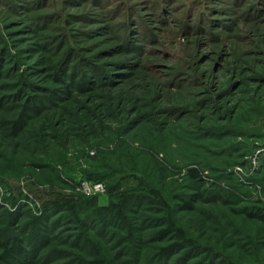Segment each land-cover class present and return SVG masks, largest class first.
Returning <instances> with one entry per match:
<instances>
[{"label": "rangeland", "instance_id": "rangeland-1", "mask_svg": "<svg viewBox=\"0 0 264 264\" xmlns=\"http://www.w3.org/2000/svg\"><path fill=\"white\" fill-rule=\"evenodd\" d=\"M0 264H264V0H0Z\"/></svg>", "mask_w": 264, "mask_h": 264}, {"label": "trees", "instance_id": "trees-1", "mask_svg": "<svg viewBox=\"0 0 264 264\" xmlns=\"http://www.w3.org/2000/svg\"><path fill=\"white\" fill-rule=\"evenodd\" d=\"M188 174L192 178H198L199 177V173H198L196 168H191L188 171ZM153 193H155L154 190H153ZM71 201H73V202H71ZM48 202H49V204L52 205V207H54V209H57V211H59L64 204L70 203V204H68L67 208L73 214L77 213L76 210H75L76 209V204L74 203V200L72 199V197L67 198L65 196L58 195V196H55L52 200H50V201L48 200ZM88 202H89V205H92L94 200H92V199H90L89 201L87 200V203ZM183 205H187V204H183ZM107 208L106 207H99V208H96V211H98L100 213H103V215H104L105 210H107ZM111 213L114 214V216H116V218L119 217V219H121L120 217H121V213L122 212H121V210L119 208L111 209ZM249 215L252 216V214H249ZM102 218H103V216H102ZM53 224H54V222H53ZM168 250H169V248H165L163 251L164 252H168Z\"/></svg>", "mask_w": 264, "mask_h": 264}, {"label": "built area", "instance_id": "built-area-1", "mask_svg": "<svg viewBox=\"0 0 264 264\" xmlns=\"http://www.w3.org/2000/svg\"><path fill=\"white\" fill-rule=\"evenodd\" d=\"M92 186H89V184H85L84 185V188L86 190H88L89 193L91 192H101L103 190V187H102V184L97 182V183H94V184H91Z\"/></svg>", "mask_w": 264, "mask_h": 264}]
</instances>
